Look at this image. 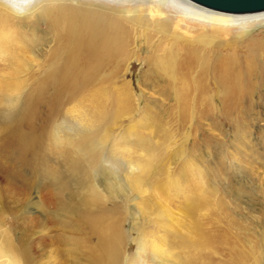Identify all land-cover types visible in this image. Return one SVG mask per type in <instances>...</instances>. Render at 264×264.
I'll use <instances>...</instances> for the list:
<instances>
[{"label": "bare ground", "instance_id": "6f19581e", "mask_svg": "<svg viewBox=\"0 0 264 264\" xmlns=\"http://www.w3.org/2000/svg\"><path fill=\"white\" fill-rule=\"evenodd\" d=\"M171 1H165L164 5L171 2L173 10H193L179 0ZM49 2L35 16L25 18L0 8V95L9 102L2 117L0 144L10 149L22 166L28 164L31 169L37 159L43 161L39 154L42 149L48 155L55 154L53 162L57 161V165L64 160V182L57 185L56 192L66 190L69 197L63 202L60 196H55L53 204L75 217H71V224H57V231L63 225L68 228L57 232L54 242L40 235L37 221L26 219L18 238L6 237L8 264H46L45 249L53 245L56 247L49 250V258L60 260L59 264H121L124 218L119 210L108 209L103 193L131 195L136 190L131 197L134 201L145 192L144 180L159 198L163 197L161 200L175 205L174 210L162 205V224L157 227L166 237H157L150 243L152 264H211L210 254L204 251L218 248L219 243L230 245L222 264H261L253 255L258 245L246 251L238 238L230 235L229 228H215L218 231L213 233L210 228L205 229L209 219L206 217L210 215L205 193L207 174L203 175L206 169L200 173L193 171L196 154L181 150L182 141L178 142L176 134L167 131L164 125L150 121L143 128L141 124L154 117L149 116L150 107L143 105L141 99H132L133 89L122 82L129 70L123 72L121 66L131 64L132 60L146 65L147 78L160 82L156 84V92L174 101L180 129L193 121L197 110L205 114L216 109L224 116L235 96L247 91L246 80L257 59L264 57V34L255 35L242 46L249 57L245 64H239L232 53L244 38L251 36V31H241L233 40L221 39L218 33L210 36L208 31L198 34L196 39L174 32V41L169 46L162 38L153 49L148 47L147 56L140 59L136 52L142 46L136 43L134 30L118 14ZM204 8L231 15L229 22L236 24L264 19L248 15L264 11L233 14ZM197 9L194 11L207 13ZM156 14L159 20L155 23L162 35L168 32L170 24L159 9ZM205 16L200 17L208 20L214 17L210 13ZM40 26L47 31L43 33ZM25 40L32 44H18ZM20 75L23 76L19 78ZM27 90L33 92L27 94ZM24 95L25 103L20 100ZM213 96H217L218 106ZM125 121L131 124L123 129ZM73 125L79 128V135L69 128ZM177 149L186 156L179 164L174 163ZM50 170L53 172V167L44 172ZM176 170L179 177L174 176ZM52 172L51 178L57 171ZM110 175L114 182L105 181ZM32 187L30 183L29 189ZM194 191L199 194L194 195ZM20 194L22 197L18 198L0 191V206L25 204L27 192ZM262 211L264 219V208ZM182 218L190 220L196 239L184 237L178 244L177 228ZM165 241L174 249L179 247L182 253L164 249Z\"/></svg>", "mask_w": 264, "mask_h": 264}, {"label": "rangeland", "instance_id": "374dc122", "mask_svg": "<svg viewBox=\"0 0 264 264\" xmlns=\"http://www.w3.org/2000/svg\"><path fill=\"white\" fill-rule=\"evenodd\" d=\"M55 1L59 5L81 6L115 16L118 14L120 20L131 30H134L136 43L139 42L137 44L142 46L138 51L136 50V56H139L140 59L147 56L146 49L148 47H150V50L153 49L154 45L162 38L165 39L166 45H170L175 38L174 32H177L178 36L196 39L202 32L208 31L210 36L218 33L221 39L233 40L232 38L238 36L241 31H251V36L244 38L241 41V46L232 53L236 55L239 64H245L249 57L242 46L255 35L260 34V37H262V34H264V19L245 22L243 25H246L247 29L242 30L238 27L228 26L225 23V21H229L231 15L208 11V9L199 6H197L198 9L207 13L202 14L185 9H183L185 12L178 9L173 10L171 0H50L48 4L51 5ZM165 1L171 2L164 5ZM179 1L187 5L193 4L186 0ZM158 9L163 13L167 23L170 24L168 32L163 33V36L158 33V26L155 23L159 20V16L156 14ZM182 13H185V16ZM208 13L214 15L212 20L200 17ZM24 21L26 22V20ZM40 27L43 33L47 31L44 26ZM180 41L182 40L180 39ZM148 42L150 43L147 44ZM18 44L30 46L32 43L25 40ZM52 44L51 47L54 48ZM231 52L233 51L231 50ZM28 64L26 65L25 62L26 66ZM127 64L121 66L123 72L124 69L129 70V73L123 77L122 82L126 83L130 90L133 89V92H131L132 99L135 97V99H141L143 105L150 107V111L148 110L149 116L153 115L152 117L156 119L153 120L154 118L151 119L150 117L145 120L147 122L141 124L143 128L150 121H153L156 125H164L167 131L176 134L175 137L176 140H179L178 142L182 141L184 148L181 147V150L184 149L186 153L191 150L192 153L196 154L197 167L195 166L193 171L200 173L201 169V171L206 169V172L202 174H207L205 193L210 205V215L206 217L209 219H206L208 224L205 229L210 228L209 230L213 233L222 228H229L230 235L237 237L240 246L246 251L253 249L254 245H258L259 247L253 255L261 261V264H264V219L262 211L264 208V57L258 58L256 64H254V69L246 80L248 84L247 91H243L242 95L235 96L233 105L224 116H220L216 109H211L205 114L197 110L193 113V119H191L193 121L188 122L180 129H178L177 109L174 101L172 99L166 100L164 95L156 92V84L160 82L147 78V68L143 62L132 60L131 64L130 62ZM21 76L23 75H20L19 78ZM23 92L25 93V90ZM26 92L28 94L33 90H27ZM24 96L20 97L23 103L26 102V95ZM33 96L31 95L32 99ZM213 97L218 106L217 96ZM8 104L7 97L0 95V128ZM134 104L135 102L132 106ZM62 122L61 120L60 123ZM127 124L129 126L131 122H123V129L128 127ZM69 128L76 131L78 135L81 133L78 131L77 126L73 125V128L70 126ZM66 134L68 133L66 132ZM1 145L0 191L4 195L13 194L18 198L22 197L20 193L24 191L27 192L24 198L28 197L25 204H4V207L0 206V264H8L9 260L6 258H9L7 256L10 254L4 242L7 239L6 237L13 236L15 239L19 237L20 229L26 219L37 221V230L42 233L40 235L48 237L46 241L54 242L57 238V232H65L68 228L62 224L63 229L60 231L58 228L57 231V224L59 222L71 224L73 220L71 217H75V215L65 209L56 208L53 204L55 196H60L61 199H59L63 202H66L69 197L66 190L56 192L57 185L64 182L63 175L65 171L62 167L65 163L64 160L57 165V161L53 162L55 154L48 155V153H45V149H42L39 154L43 161L37 159V163H34L31 169L28 164L22 166L18 157H14L10 149ZM193 145L199 146L193 148ZM181 150L177 149L175 164H179L186 157ZM204 153L207 154L206 160H204ZM50 167H53L54 173L57 171L53 178H51L52 169L44 172ZM178 173L177 170L174 171V176L179 177ZM111 176L105 181L114 182ZM143 182L145 192L134 201L131 197L136 194V190L133 193L131 192V195L128 193L117 194V192H112L111 195L103 193L106 196L105 199L108 200V209L115 208L119 210L124 218L122 230L125 243L122 248L124 257L121 259V264H152L150 243L157 237L160 239L166 237L162 229H158L157 226L162 224V218H160L162 205L169 204L161 200L162 196L159 198V194L149 186L146 180ZM30 183L33 184L32 189H29ZM192 193L196 196L199 194L198 191ZM124 198L126 199L124 200ZM10 206L14 209L7 210ZM170 206L173 208L175 205H169L168 207L171 208ZM168 225L165 226V230H168ZM178 228L176 238L178 244L181 243L184 237L196 239L194 235L196 230L195 232L192 230L190 220L182 218ZM215 228L218 230H215ZM173 233L174 231L169 236H172ZM164 243V249H173L175 252L182 253L179 247L174 249L166 241ZM217 246L218 248H209V251L205 250L204 252L210 254L213 264H222L223 260L226 259L227 249L230 245L221 243L220 246L219 243ZM55 247L56 245H53L45 249L46 257L43 261L46 264H59L60 260L49 258V250ZM169 264L171 263L169 262Z\"/></svg>", "mask_w": 264, "mask_h": 264}, {"label": "clouds", "instance_id": "9594fccd", "mask_svg": "<svg viewBox=\"0 0 264 264\" xmlns=\"http://www.w3.org/2000/svg\"><path fill=\"white\" fill-rule=\"evenodd\" d=\"M47 0H0V8L7 9L11 15L18 18L32 17L41 11ZM191 4V0H190ZM193 10L197 9L196 4H191ZM204 8V6H199ZM211 11V10H208ZM251 16L264 17V13L248 14ZM228 26L238 27L246 30L247 26L243 24H236L234 21H225Z\"/></svg>", "mask_w": 264, "mask_h": 264}, {"label": "water", "instance_id": "95a60500", "mask_svg": "<svg viewBox=\"0 0 264 264\" xmlns=\"http://www.w3.org/2000/svg\"><path fill=\"white\" fill-rule=\"evenodd\" d=\"M212 10L242 14L264 11V0H191Z\"/></svg>", "mask_w": 264, "mask_h": 264}]
</instances>
